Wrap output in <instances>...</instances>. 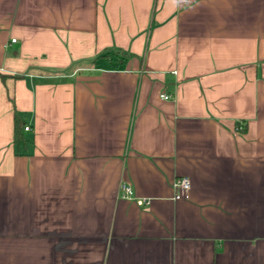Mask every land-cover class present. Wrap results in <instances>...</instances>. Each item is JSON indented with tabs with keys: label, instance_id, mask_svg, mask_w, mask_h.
Here are the masks:
<instances>
[{
	"label": "crops",
	"instance_id": "1",
	"mask_svg": "<svg viewBox=\"0 0 264 264\" xmlns=\"http://www.w3.org/2000/svg\"><path fill=\"white\" fill-rule=\"evenodd\" d=\"M0 75V264H264V0H0Z\"/></svg>",
	"mask_w": 264,
	"mask_h": 264
},
{
	"label": "built area",
	"instance_id": "2",
	"mask_svg": "<svg viewBox=\"0 0 264 264\" xmlns=\"http://www.w3.org/2000/svg\"><path fill=\"white\" fill-rule=\"evenodd\" d=\"M12 43H16V40H13ZM161 98L164 100H173L174 96L169 94H162ZM25 131H30L29 127H25ZM191 181L189 178L181 177L176 178L173 183L174 190V201L184 200L189 198V193L191 191ZM120 197L127 200H134L141 207H147L150 205V199H140L135 197L134 190L128 183H123L120 187Z\"/></svg>",
	"mask_w": 264,
	"mask_h": 264
},
{
	"label": "trees",
	"instance_id": "3",
	"mask_svg": "<svg viewBox=\"0 0 264 264\" xmlns=\"http://www.w3.org/2000/svg\"><path fill=\"white\" fill-rule=\"evenodd\" d=\"M3 79L4 77L0 75ZM237 129L241 132H245L246 128L240 127V123H237ZM25 130L23 121L16 115L15 117V145L16 147L23 141L22 131Z\"/></svg>",
	"mask_w": 264,
	"mask_h": 264
}]
</instances>
